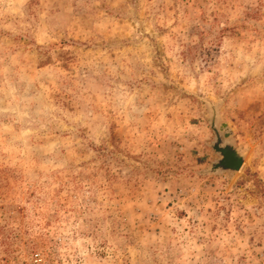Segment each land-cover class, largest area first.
I'll return each mask as SVG.
<instances>
[{
    "label": "rangeland",
    "instance_id": "1",
    "mask_svg": "<svg viewBox=\"0 0 264 264\" xmlns=\"http://www.w3.org/2000/svg\"><path fill=\"white\" fill-rule=\"evenodd\" d=\"M0 264H264V0H0Z\"/></svg>",
    "mask_w": 264,
    "mask_h": 264
},
{
    "label": "water",
    "instance_id": "2",
    "mask_svg": "<svg viewBox=\"0 0 264 264\" xmlns=\"http://www.w3.org/2000/svg\"><path fill=\"white\" fill-rule=\"evenodd\" d=\"M211 126L215 133L212 149L217 159L211 166V174H236L241 171L246 160L245 154L231 140L233 132L227 124H220L214 110Z\"/></svg>",
    "mask_w": 264,
    "mask_h": 264
}]
</instances>
